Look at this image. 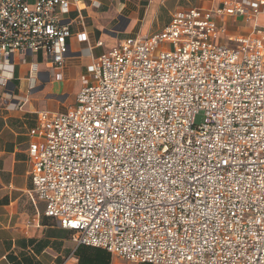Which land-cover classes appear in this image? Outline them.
<instances>
[{"label":"built area","instance_id":"obj_1","mask_svg":"<svg viewBox=\"0 0 264 264\" xmlns=\"http://www.w3.org/2000/svg\"><path fill=\"white\" fill-rule=\"evenodd\" d=\"M87 2L0 0V66L40 53L60 77ZM263 16L264 0H202L94 58L73 105L29 130L43 214L131 263L264 264Z\"/></svg>","mask_w":264,"mask_h":264},{"label":"crops","instance_id":"obj_2","mask_svg":"<svg viewBox=\"0 0 264 264\" xmlns=\"http://www.w3.org/2000/svg\"><path fill=\"white\" fill-rule=\"evenodd\" d=\"M96 1L98 8L87 2L80 14L72 11L67 16L72 36L67 40L70 52L60 77H55L56 69L40 53L26 55L24 62L15 56L11 71L0 66V77L5 80V85L0 83V264H150L127 262L102 248L77 246L69 230L43 214L44 204L31 195L28 145L33 138L29 130L38 125L39 111L68 107L86 67L122 39L116 36L108 42V28L132 30L140 20V30L157 31L169 22L173 11L202 0ZM81 32L85 39L76 35ZM31 62L38 63L37 72H30Z\"/></svg>","mask_w":264,"mask_h":264},{"label":"rangeland","instance_id":"obj_3","mask_svg":"<svg viewBox=\"0 0 264 264\" xmlns=\"http://www.w3.org/2000/svg\"><path fill=\"white\" fill-rule=\"evenodd\" d=\"M103 13L105 15H108V16L111 15V13H110V11L108 9L104 10ZM139 17H141V15ZM146 21L147 20H145L144 22H146ZM141 22L139 20L138 24L136 26H134V29H132V30L114 31L113 29L108 28V31H105V33H107V35H109V37L111 38V39L108 40V42H111V40L114 39L113 37H116V36H117L116 37L117 39H120V38H123V37H128V36H133V35L135 36L137 34L140 35V36H145V35H147V34H149L151 32H155V30H144V31L140 30L143 27L142 25H140ZM219 22L221 24L222 23H226V24L230 25L229 30L233 31V25L232 24L234 23V20L226 18V17H222L221 20H219ZM259 22H263L264 23V16L260 17ZM31 57L33 58V56H31ZM41 64L42 63H40V65ZM71 99H72V102H71L70 105H73V103L75 101V95H74V98H71ZM73 99H74V101H73ZM202 121H203V116L201 114L196 115L195 121H194L195 125H200L202 123Z\"/></svg>","mask_w":264,"mask_h":264}]
</instances>
